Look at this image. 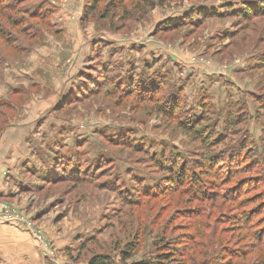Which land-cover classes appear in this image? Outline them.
<instances>
[{"label": "rangeland", "instance_id": "rangeland-1", "mask_svg": "<svg viewBox=\"0 0 264 264\" xmlns=\"http://www.w3.org/2000/svg\"><path fill=\"white\" fill-rule=\"evenodd\" d=\"M263 1L0 0V149L28 144L0 202L32 264L257 263Z\"/></svg>", "mask_w": 264, "mask_h": 264}, {"label": "crops", "instance_id": "crops-1", "mask_svg": "<svg viewBox=\"0 0 264 264\" xmlns=\"http://www.w3.org/2000/svg\"><path fill=\"white\" fill-rule=\"evenodd\" d=\"M16 142L19 141L16 137H12L11 134H8L6 140L2 142L4 148L0 149V197L13 196L12 191L16 192L15 187L19 188V184L14 183V180H16L15 175L17 174L16 168L17 165H20L26 159L27 156H23L28 144L21 145ZM23 148L24 154L19 158V152ZM9 153L10 156L8 157ZM4 168L8 170L5 177L2 175ZM27 172L33 173L30 169H27ZM36 247V241L23 229L18 226L0 225L1 264H32L31 262H40V258L37 257Z\"/></svg>", "mask_w": 264, "mask_h": 264}, {"label": "trees", "instance_id": "trees-1", "mask_svg": "<svg viewBox=\"0 0 264 264\" xmlns=\"http://www.w3.org/2000/svg\"><path fill=\"white\" fill-rule=\"evenodd\" d=\"M86 6H88V5H86ZM250 7L251 8H248V10L246 9L242 15L249 16L250 14L251 15L258 14V13H255V11H256V12L261 13L260 15L264 17V8H263L264 7V1L261 2L258 7L254 6V5H251ZM91 9L93 10L94 6H91ZM248 11H252V13H248ZM260 65H264V62H263V64H260ZM175 102H176L175 100L172 102V105L174 106V109H175L174 111L179 112L180 108H178L175 105ZM179 103H181V102L178 101V104ZM236 170H238V169L236 168ZM186 177H187L186 175L182 176V180L186 179ZM44 178H47V177L45 176V177H43V179ZM262 236H264V234ZM262 236H260V237H262ZM260 237H259V240H260ZM125 254L126 255L124 256V260L131 258L130 252H126ZM176 261L177 260L174 258V254H162V255L156 256L155 258L143 259L141 261L134 262L132 264H175ZM88 264H112V262L104 256H95L89 260ZM256 264H264V252H263V256H261V258L257 261Z\"/></svg>", "mask_w": 264, "mask_h": 264}, {"label": "built area", "instance_id": "built-area-1", "mask_svg": "<svg viewBox=\"0 0 264 264\" xmlns=\"http://www.w3.org/2000/svg\"><path fill=\"white\" fill-rule=\"evenodd\" d=\"M8 205L0 202V224H9L24 229L36 241L42 243L40 236L32 230L31 226L17 217L8 215Z\"/></svg>", "mask_w": 264, "mask_h": 264}]
</instances>
